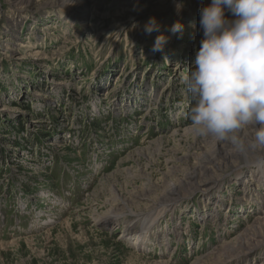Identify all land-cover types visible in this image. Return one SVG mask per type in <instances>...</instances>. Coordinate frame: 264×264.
Segmentation results:
<instances>
[{"label": "rangeland", "instance_id": "rangeland-1", "mask_svg": "<svg viewBox=\"0 0 264 264\" xmlns=\"http://www.w3.org/2000/svg\"><path fill=\"white\" fill-rule=\"evenodd\" d=\"M129 1L0 0V264H264V149L186 115L211 0Z\"/></svg>", "mask_w": 264, "mask_h": 264}, {"label": "clouds", "instance_id": "clouds-1", "mask_svg": "<svg viewBox=\"0 0 264 264\" xmlns=\"http://www.w3.org/2000/svg\"><path fill=\"white\" fill-rule=\"evenodd\" d=\"M199 27L203 36L184 77L193 101L187 118L199 135L230 143L249 165L260 159L254 150L264 149V0H211ZM159 30L155 17L143 28L148 35ZM183 30L179 21L170 29L181 37ZM168 41L158 35L152 51L163 52ZM249 127L246 140L240 133Z\"/></svg>", "mask_w": 264, "mask_h": 264}, {"label": "bare ground", "instance_id": "bare-ground-1", "mask_svg": "<svg viewBox=\"0 0 264 264\" xmlns=\"http://www.w3.org/2000/svg\"><path fill=\"white\" fill-rule=\"evenodd\" d=\"M137 2V0H131V1H129V4H133V3H136ZM133 6V5H132ZM130 7V6H129ZM230 14V13H229ZM181 16H184L183 14H181ZM178 20H180V18H178L177 19V21ZM181 47H184V46H181ZM187 64H191V62H188L187 61ZM65 84V82H60L59 83V85H64ZM148 129V128H147ZM251 134V133H250ZM222 143V146H220L218 149H217V151H216V155L217 156H223V158H225V159H229L230 157H232L234 154H235V152L237 151L230 143H228V142H221ZM218 146V145H217ZM225 147H231V148H233L234 149V151L233 152H228L227 151V149H225ZM216 158V157H215ZM215 158H212V159H214V160H209V163H210V165H215L216 164V161H215ZM207 165V164H206ZM218 165V164H217ZM199 169V168H198ZM193 176H188V180L187 181H191V180H193ZM185 179V178H184ZM218 180V179H217ZM217 180L216 179H214L213 181H214V183L215 182H217ZM181 182V181H180ZM184 183H186V181H184ZM213 182H210V185H213L214 184ZM176 184V183H175ZM209 184V183H208ZM215 185V184H214ZM23 189V188H22ZM173 195H176L175 196V199H174V201H177L178 200V197H179V195L178 194H176V192L174 191L173 193H172ZM124 204V203H123ZM122 204V205H123ZM116 208V207H115ZM121 209V208H120ZM257 230V229H256ZM254 232V233H253ZM249 233H251V236L249 237H247V239L248 240H250V241H252V239L254 238V237H256V231H252V232H249ZM125 238L127 239V240H131V239H133L132 240V242H134V245H139V244H145V243H147L148 244V242H149V240H150V236L146 233L145 235H136V234H131V229L129 228L127 231H126V234H125ZM154 238V237H153ZM246 239V240H247ZM28 240V239H27ZM152 240V239H151ZM247 240V241H248ZM246 241V242H247ZM245 243V242H244ZM260 243V242H259ZM241 244V243H240ZM257 244V243H256ZM245 245V244H244ZM260 245V244H259ZM4 246V245H3ZM163 252V251H162ZM250 254V252H248V253H245L244 255H241V256H248Z\"/></svg>", "mask_w": 264, "mask_h": 264}]
</instances>
